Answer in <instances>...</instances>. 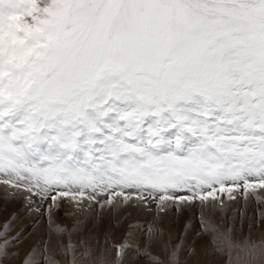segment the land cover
Wrapping results in <instances>:
<instances>
[{"label": "snow or ice", "instance_id": "snow-or-ice-1", "mask_svg": "<svg viewBox=\"0 0 264 264\" xmlns=\"http://www.w3.org/2000/svg\"><path fill=\"white\" fill-rule=\"evenodd\" d=\"M241 181L264 188V0H0V216L10 199L38 216ZM14 218L0 264L19 255ZM20 264L56 262L34 245Z\"/></svg>", "mask_w": 264, "mask_h": 264}, {"label": "bare ground", "instance_id": "bare-ground-1", "mask_svg": "<svg viewBox=\"0 0 264 264\" xmlns=\"http://www.w3.org/2000/svg\"><path fill=\"white\" fill-rule=\"evenodd\" d=\"M3 187L1 186V188ZM238 192H241L240 194L241 197H238L236 200L235 199L231 200L230 196L233 194H238ZM146 194L147 192L143 194L144 199H138L137 196L139 194H133V198L129 201H125L122 197H119L116 200H114L111 206H109L107 203H104L103 208H101L99 204L95 205V207L93 208L90 206L92 202L86 199L84 200L85 202L81 204L82 208H84V206L86 207L85 209L89 208V210H91L93 213H95L97 217L100 218V222H101L99 225L100 227L99 230H97V232L95 233L96 237L101 240V245H99L100 244L99 242L98 243L96 242L98 239H95V243L93 242L89 245L91 248H93L92 251L87 250V247L85 246L86 243L82 244L80 243L81 241L80 240L78 241V243L80 244L77 243L78 245L72 248L70 255L65 254L63 256L62 252L65 253L66 251H65L64 245L61 243L62 241L61 239L62 238L64 239V237L62 236L65 233L59 234L56 227L53 224H50V222L48 221H47L48 223L46 222L47 224L44 225L45 218L42 216H38L39 221L35 222L36 224L35 230L32 231L31 229L30 230L26 229L24 233L20 232L19 240L18 241L14 240L10 244V251L16 250L19 252V255L16 257L9 258L8 260L4 262V264H20V261L24 253L27 252L31 248L30 246H33L32 243H34L35 240H39V239L43 241L46 239V241L44 242H47L48 246L45 243L47 247H49L50 240L55 239V241L59 243V253L61 256L60 261H59L60 264H69L68 257L70 259L71 264H90V262L91 264H157V259H159L160 261H163L164 264H168V260H166V255L171 254L169 246L174 247L175 245L173 243L170 244L169 242H168L169 243L168 245L167 243L168 239H167V235L164 229L160 231L161 229L159 230L157 228H152V227L153 226H157V227L169 226L174 236L177 237L176 233L179 230H181L182 226L184 227L185 225V223L183 222V216H181V218H179V215L175 217L173 213L175 209L169 208L170 205H171L170 207H173L171 202L165 201L163 204H161L160 199L158 198L159 196H157L159 195V193L155 194V196H153V194H149L148 197H145ZM169 195H172V193L170 192ZM183 195H186V194L184 193ZM221 199L220 200L225 203L224 205L227 206V208L231 210L232 212L231 217L227 219V218H222V216H220L218 219H216L217 216L215 215L209 218L205 216V219H208L210 221L208 223L200 222L201 223L200 227H199V223L197 222V220H199L198 217H203L205 215V211H204L205 206L207 208L205 210H208L209 208H211L210 204L212 206L213 205L216 206L215 205L216 199H212L211 197H209V199L206 201L196 200L195 203L197 204V206H192V203H187V202H184L182 204L183 206L181 207H183L184 210L188 209L187 211L189 212H191L190 209L195 208V213L193 214L191 212L194 216L185 215V221L187 222L188 227L186 229L184 227L179 237L181 240H184L186 242L181 243V248L177 250V254L173 256L174 258L186 257L188 259H191L195 256L202 257L201 255L205 247H199V248L193 249L192 254H187L182 249L186 243L191 245L192 248L197 247L200 244H209L210 251L208 255L219 256V257L224 256L219 247L220 242H221V246L223 249H226V246L228 243H229V247H231V244L235 243L237 239V235L239 234L238 228L240 227L242 223V221L239 222L236 215H234L236 214L235 209L237 205L250 213H252L254 208L258 205L254 206L251 203V201L253 200V196L252 195L250 196L247 193H245V191L242 190L240 187L236 191H233L231 193L223 192V194L221 195ZM22 200H24V204L26 206L25 199H22ZM101 202L103 203V200ZM32 206L34 207L35 205H32ZM181 207L176 208L178 209V214L179 213L184 214V212L179 211ZM48 208L44 207V210L48 212L47 215L49 217L51 210L50 211L47 210ZM170 209H173V210H170ZM30 212L32 213V211ZM51 214H52V218L54 219L55 217L54 211H51ZM150 215H153V216H150ZM244 215L245 214H243V216ZM247 217L248 219L246 218L244 219L245 222L248 225L253 226L254 224L252 220L250 219V216H247ZM113 221H119L121 224L118 223L115 227H113L112 226ZM137 221H143L145 222V225H143L142 227H136L134 229L130 227L127 230L126 228L127 224L136 223ZM24 222L25 223L27 222L26 225L29 226L28 221L26 220L24 221L23 217H21V220L14 218L13 222L9 225V229L15 227L16 225L17 226L21 225V228L25 227L26 225L24 226L22 224ZM93 222L94 221H89V223H93ZM204 223L206 224V226H204ZM102 226L104 230L106 231V234H104V230L102 231L101 229ZM76 229L78 228H73V231H75ZM90 229L91 228H89V230L87 229L84 232L85 236L88 235L87 231H90V232L92 231L91 233L93 234L94 229L93 230L92 229L90 230ZM125 232H127V234L129 235V240L132 244L135 245L137 252H132L128 250L129 252L121 253V255H119L118 257V251L117 249L114 248L116 246L107 243L108 241L107 234L110 233L111 239L113 240H121L123 239ZM80 233H81L80 230H76L73 233L75 240L80 239L79 238ZM18 234H16L15 236H17ZM68 239L72 240V238H68ZM41 245L39 244L36 246H38L42 250ZM53 247L55 248L54 244L51 248ZM248 247H249V244L246 245V248L244 250L245 251L248 250ZM213 248L218 249L219 251H213ZM244 250L241 249L240 251L244 252ZM54 252L56 251L54 250ZM64 258H67V259H64ZM223 259L224 257L221 259V261ZM236 261L239 264H244L246 263V258L245 257L239 258ZM233 263L234 261H231V264Z\"/></svg>", "mask_w": 264, "mask_h": 264}, {"label": "rangeland", "instance_id": "rangeland-1", "mask_svg": "<svg viewBox=\"0 0 264 264\" xmlns=\"http://www.w3.org/2000/svg\"><path fill=\"white\" fill-rule=\"evenodd\" d=\"M250 182L255 183L256 181L255 180H250ZM1 186L3 187L4 185L0 184V188H1ZM227 186H231V185L229 184ZM239 187L242 190H244L242 181L240 182V186ZM236 190H234V191H236ZM207 191H211V189H207ZM184 193L185 192H183V191H178V192L172 193V195L179 196V195H183ZM149 194L150 193H147L145 195V197H148ZM185 194H187V193H185ZM222 194H223V192H220L219 186H217L216 192L214 194L215 198L211 197L212 199H216V204H215L216 206H214V205L212 206L210 204V207L213 210L211 208H209L208 210H205V209H207L206 206H205V208H204L205 215L203 217H198L199 220H197V222L199 223V227L201 225L200 222H207L208 223L210 221L208 219H205V216L209 218V217H212V216L215 215V216H217L216 219H218L220 216H222V218H227V219L231 217V215H232L231 214L232 213L231 210L228 209L227 206L224 205L225 203L223 201H221L222 200L221 199V195ZM240 194H241V192H238V194H233V195L230 196V199L231 200H234V199L236 200L238 197H241ZM247 194L250 195V196L251 195L253 196V200L251 201V203L254 206H256V205H258V206H256L254 208L253 212L250 213V212H247L245 209H243V208H241L240 206L237 205V207L235 209V213L236 214H234V215H236V217L238 218V221L239 222L242 221V223H241L240 227L238 228L239 234L237 235V239H236L234 244H231V247H229V243H228L227 246H226V249H223L222 246H221V242L219 243L220 250L222 251V253L224 255L223 256L224 259L222 261H221V259L223 257L208 255L209 251H210L209 244H200L197 247H193L192 248L191 245L186 243L183 246L182 249L187 254H192L193 253V249H196V248H199V247H205V249H204V251H203V253L201 255L202 257H196L195 256V257H193L191 259H188L186 257L174 258L172 256L171 259L173 261V264H174V262L176 260L179 261V264H231V261H234L233 264H239L236 260L239 259V258H243V257L246 258V263H244V264H248V262L250 260L254 259L255 258L254 254L257 253L258 251H260L261 249H264V188H254V189L250 188L247 191ZM157 196H159V195H157ZM50 202L51 201L49 200V203L44 205V207L48 208L49 204H51ZM83 202H85V201H83ZM169 202H171V204L173 206V207H170L171 206L170 205L169 208L175 209L174 212H173L175 217L177 215H179V218H181V216H183V222L184 223L186 222L185 221V215L194 216L193 214L195 213V208L190 209L193 214L191 212L187 211L188 209L183 211L184 214H182V213L178 214V209H176V208H179V207L183 206L182 205L183 203L175 204L172 201H169ZM81 204H79V206H78L70 198H65L63 200H58L56 202V206H53L51 208V211H54V214H55V217H54L55 223L59 224V225L67 226L68 228L71 229V231H68L67 233L64 232L65 234L62 236V237H64V239L63 238L61 239L62 240L61 243L64 245V248H65V251H66L65 253L62 252L63 256L65 254H69L70 255V253L72 251V248L74 246H77L80 243H82V244L86 243L87 245L85 244V246L87 247V250H91V251H92L93 248H91L89 245L91 243H93V242L95 243V239H98L96 242L97 243L99 242L100 243L99 245H101V240L99 238H97L96 235H95L97 230H99V228H100L99 227V225L101 223L100 222V218L97 217L95 215V213H93L91 210H89V208L85 209L86 208L85 206H84V208H82ZM2 206L4 207L5 211H4V214L2 216H0V224H2L3 221L5 219H7L9 217V215L11 213H13V212L15 213V218L16 219L21 220V217H23L24 221L25 220L28 221V225L29 226L26 225L27 222L26 223L24 222L22 224L24 226L26 225L25 227L21 228V225H19V226L16 225L15 227L8 229L9 236H11V237H15V235L18 234V233L20 234V232L24 233L26 231V229H29V230L31 229L32 231H34L35 228H36L35 222L39 221V217L38 216H42V217L45 218L44 225H46L49 222V220H48L49 217L47 215L48 212L46 210H44L42 215H38V216L36 215L35 216L34 215L35 206L34 207L32 206L30 208L26 207L25 204H24V200H22V198H18V199H15V200L14 199H10L9 202H7L6 204H2ZM192 206H197V204L194 202V203H192ZM188 207H189V205H188ZM181 208H183V207H181ZM52 209H54V210H52ZM47 210H49V208ZM30 211H32V213ZM28 212H30V213H28ZM32 214H33V216H32ZM243 214H245L244 216H246V217H244ZM145 216H147V215H145ZM150 216H153V215H150ZM247 216H250V219L252 220V222L254 224L253 226H250V225H248L245 222L244 219L245 218L248 219ZM76 220H79L81 222L79 224V226L76 227V228H78L76 230H80V232H81L79 234V238L80 239H78V240H75V237H74L73 233L76 230L73 231V228H72V225H73L74 221H76ZM89 221H94V222L93 223H89ZM143 225H145V222L137 221L136 223L127 224L126 228H127V230L130 227H132L134 229L136 227H142ZM204 226H206L205 223H204ZM89 228H91L92 230L94 229V232L92 234L91 233L92 231L91 232L87 231L88 235L85 236L84 232L87 229L89 230ZM152 228H157L159 230L161 229L160 231H162V229H164V231H165V233L167 235V239H168L167 243L169 242L170 244L173 243L174 245H177L178 243H185L186 242L184 240H181L180 237H179L180 233L184 229L183 226L181 227V230H179L176 233L177 237L174 236V234H173V232H172V230L170 229L169 226H159V227L153 226ZM21 229H23V230H21ZM101 229H102V231L104 230L103 226L101 227ZM168 232H169V234H168ZM104 234H106L105 230H104ZM66 235H68V236H66ZM88 236L90 237V239H89ZM107 236H108L107 243L116 246V247H114V246L113 247L115 249H117L118 257H119V255H121V253H126V252H129V251L137 252V249L135 248V245L130 242L129 235L127 234V232H125V234L123 236V239H121V240H113V239H111L110 233H108ZM92 237H94V238H92ZM68 238H72V240L68 239ZM16 241H18V240H16ZM44 241H46V239ZM44 241L39 239V240H35V242H34L35 244L34 243H32V244H33V246L42 244L41 245L42 250L43 251L45 250L44 254L45 255L47 254L46 256L50 260L56 262V264H60L59 261H60L61 256H60V253H59V243L57 241H55V239H53V240H50L49 247H47L48 244H47V242H44ZM78 241H80V243H78ZM45 243H46L47 246L45 245ZM115 243H117V244H115ZM169 243H168V245H169ZM53 244H54L55 248L54 247L51 248L53 246ZM248 244H249L248 250L245 251L244 249L246 248V245H248ZM30 247H32V246H30ZM241 249H243L244 252H241L240 251ZM54 250L56 252H54ZM13 251H16V250H13ZM169 256H170V254L166 255V260H168ZM64 259H67V258H64ZM68 261H69L68 263L71 264L69 257H68ZM90 264H91V262H90Z\"/></svg>", "mask_w": 264, "mask_h": 264}]
</instances>
